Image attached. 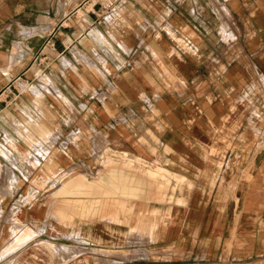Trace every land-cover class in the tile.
Returning a JSON list of instances; mask_svg holds the SVG:
<instances>
[{"label": "crops", "instance_id": "1", "mask_svg": "<svg viewBox=\"0 0 264 264\" xmlns=\"http://www.w3.org/2000/svg\"><path fill=\"white\" fill-rule=\"evenodd\" d=\"M109 150L145 194L69 218L96 180L58 177ZM57 240L63 264H264V0H0V264Z\"/></svg>", "mask_w": 264, "mask_h": 264}, {"label": "rangeland", "instance_id": "2", "mask_svg": "<svg viewBox=\"0 0 264 264\" xmlns=\"http://www.w3.org/2000/svg\"><path fill=\"white\" fill-rule=\"evenodd\" d=\"M28 89L29 88H27L26 90H28ZM32 90H37L39 92L38 93L39 97H41L40 90H38L37 88H34V87L33 88L30 87L29 91H32ZM30 93H32V92H30ZM49 145H52V142H50ZM64 146H66V145H64ZM41 149L45 151L44 146H41ZM87 165H88V172L84 173V175L79 176L80 173L75 170L74 174L69 173V174H64L62 177H58L57 183H59V182L65 183V182L70 181L72 178H75V180H80V179H82V180H86L87 179L89 181L96 180L94 182V187H93L94 189L96 188V186L98 184H100V186L107 187V185H106L107 182H108L107 179L110 178V170H111L112 167H115L114 173H116V174H118L120 172L123 174L124 172L122 170H128L129 171L132 168V162L126 155H122V156L118 157V156H115V154H112L111 150H109V152L106 153L104 159H101V160H98V161L96 160V163H94V164L91 163V162H88ZM97 166H98V170L96 169ZM116 168H119V169H116ZM120 169H122V170H120ZM105 173H107V174H105ZM103 174H105V175H103ZM100 175H103V176L99 177ZM123 175L124 176L126 175L129 178H133L132 176H129V175L125 174V173ZM51 176L52 175L46 177V179H42L41 184H45V183H49V182L52 183V177ZM97 177H99V178H97ZM139 181L144 182V180H139ZM129 184H131V183H129ZM34 194H35V196H37V198H38V196H41L40 199H42V202H44L43 199H45L47 205L49 204V200L48 199H50V200L52 199V191L51 192H47V193H41L40 195H38V193H34ZM49 196H50V198H48ZM106 200L109 201L108 199H106ZM115 209H116V206L114 207L113 204L108 206V207L106 206V212L110 211V212L116 213ZM98 210L95 213H91V214H88V215L87 214L80 215V216H77V217H79V218L93 217V216H95L98 213ZM118 211H119V207L117 208V212ZM123 211H125V213H127L128 212V208H124ZM77 213L74 214V215H78ZM74 215H71V217L74 216ZM106 218L109 220L110 217H106ZM42 226H44V224ZM43 238L44 237L42 236L41 239H43ZM13 240H14V242L16 241V236L15 235H14ZM41 242H40V244L38 246L41 249L42 258L47 260V259H49L48 258V254L49 253L46 250V248L44 247L43 241H41ZM85 242L89 243L87 241H85ZM92 243L96 244L95 242H92ZM113 243H114V241H111V242L107 243V246H105V248H104L105 249L104 253H105L106 258H108V257L112 258V256H113V252H114L115 246H116V245H113ZM59 244H61V245H59ZM66 244L69 245L71 243H68V241H64V240L52 241V248H51V251H52V264H63L64 263V259H69L70 257L76 256V252L74 250H72L70 247L65 246ZM7 245L9 246V244H7ZM93 246H95V245H93ZM84 247H86V245ZM80 251H82V250H80ZM83 253H84L83 257L88 258L89 260L90 259H94L95 260L97 258V249L95 247H91L90 250H86V251L84 250Z\"/></svg>", "mask_w": 264, "mask_h": 264}, {"label": "bare ground", "instance_id": "3", "mask_svg": "<svg viewBox=\"0 0 264 264\" xmlns=\"http://www.w3.org/2000/svg\"><path fill=\"white\" fill-rule=\"evenodd\" d=\"M114 170L115 168H112L110 170V178L107 179L108 182L106 184L107 187H101V189L98 192V188H97L98 185H97L95 189L93 188V192L89 195L88 200H84V201L77 200L79 201V204L77 203L70 204L71 210L68 211L67 215L71 217V215H74L77 212H78L77 213L78 215H74V216H80V215H85V214L88 215L91 213H95L99 209V205H100L98 201V196H102V195L103 196H113V195L121 194L123 196L139 197L145 194V191H144L145 182L135 180L134 178H129L126 175L124 176L121 172L116 174L114 173ZM171 211H172V208H171Z\"/></svg>", "mask_w": 264, "mask_h": 264}]
</instances>
